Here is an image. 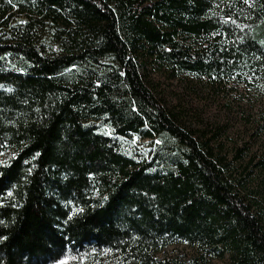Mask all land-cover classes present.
I'll list each match as a JSON object with an SVG mask.
<instances>
[{
  "label": "trees",
  "instance_id": "trees-1",
  "mask_svg": "<svg viewBox=\"0 0 264 264\" xmlns=\"http://www.w3.org/2000/svg\"><path fill=\"white\" fill-rule=\"evenodd\" d=\"M64 259L264 264V0H0V264Z\"/></svg>",
  "mask_w": 264,
  "mask_h": 264
},
{
  "label": "rangeland",
  "instance_id": "rangeland-1",
  "mask_svg": "<svg viewBox=\"0 0 264 264\" xmlns=\"http://www.w3.org/2000/svg\"><path fill=\"white\" fill-rule=\"evenodd\" d=\"M155 80L161 84L160 90L162 91L165 101L169 105L177 106L182 105L188 108H192L201 113L202 118L205 120L220 118L226 122V119H230V124L233 129L238 127L240 124V119L237 115L231 114L230 116L225 115V103L226 101L219 97L208 96L205 92H201L200 89L191 90L189 84L180 82V81H169L158 76H154ZM239 91L242 92L243 88H239ZM247 97V96H246ZM244 102L241 103V106ZM146 142L136 143V146L141 148L145 145ZM5 157H2L1 160H4ZM194 253V250L189 248L186 245H175L166 248L162 253L159 254L160 257L168 256L173 257L177 256L181 259H185L191 256ZM70 259L61 260L55 264H71ZM209 264H229L227 259L222 260H211Z\"/></svg>",
  "mask_w": 264,
  "mask_h": 264
}]
</instances>
